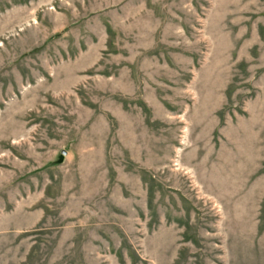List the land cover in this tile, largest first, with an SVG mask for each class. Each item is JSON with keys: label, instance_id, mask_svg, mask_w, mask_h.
I'll list each match as a JSON object with an SVG mask.
<instances>
[{"label": "rangeland", "instance_id": "obj_1", "mask_svg": "<svg viewBox=\"0 0 264 264\" xmlns=\"http://www.w3.org/2000/svg\"><path fill=\"white\" fill-rule=\"evenodd\" d=\"M0 264H264V0H0Z\"/></svg>", "mask_w": 264, "mask_h": 264}, {"label": "water", "instance_id": "obj_2", "mask_svg": "<svg viewBox=\"0 0 264 264\" xmlns=\"http://www.w3.org/2000/svg\"><path fill=\"white\" fill-rule=\"evenodd\" d=\"M65 155H66V152H63L62 155L59 158V161H58L59 164H61L63 162V160H64L63 158H64Z\"/></svg>", "mask_w": 264, "mask_h": 264}]
</instances>
